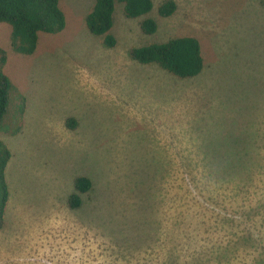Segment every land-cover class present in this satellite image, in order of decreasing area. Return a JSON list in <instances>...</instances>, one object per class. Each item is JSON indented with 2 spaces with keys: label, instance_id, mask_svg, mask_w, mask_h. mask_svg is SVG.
Listing matches in <instances>:
<instances>
[{
  "label": "rangeland",
  "instance_id": "374dc122",
  "mask_svg": "<svg viewBox=\"0 0 264 264\" xmlns=\"http://www.w3.org/2000/svg\"><path fill=\"white\" fill-rule=\"evenodd\" d=\"M96 1L60 0L65 30L41 34L29 56L12 50L11 26L0 24L11 81L0 140L12 154L0 264H258L264 0H174L168 18L158 14L167 0H153L142 19L117 4L114 48L86 25ZM146 18L158 23L154 35L141 30ZM179 37L201 44L194 78L130 55ZM224 161H244L251 181L238 188L241 169L228 164L220 179L213 162ZM80 176L92 189L73 209Z\"/></svg>",
  "mask_w": 264,
  "mask_h": 264
},
{
  "label": "trees",
  "instance_id": "16d2710c",
  "mask_svg": "<svg viewBox=\"0 0 264 264\" xmlns=\"http://www.w3.org/2000/svg\"><path fill=\"white\" fill-rule=\"evenodd\" d=\"M117 4L124 5V12L128 19H142L150 14L154 7L153 0H97L86 17V25L93 35L103 38V43L110 48L117 45V39L112 34ZM176 11L177 4L174 0H167L158 8V14L162 18L171 17ZM1 23L11 26L12 50L26 56L36 52L41 34H59L65 30L67 24L66 16L60 6V0H0ZM140 25L145 35H154L158 31V23L153 18L143 19ZM130 55L139 64L158 65L179 79L194 78L200 75L204 69L201 44L194 37H179L166 43L134 47ZM6 61L7 53L0 48V125L7 113L11 89V81L3 71ZM67 125L70 128H75L77 122L71 118L67 121ZM11 156L9 148L0 140L1 218H3L9 198L5 170ZM226 164L241 169V174L238 177V188L242 189L251 181L249 178L252 177L253 170L246 173L248 168H246L244 161L213 162L214 172L226 173L224 169ZM226 174L224 178L220 179L224 180L225 177L229 176L228 173ZM233 179L229 177L226 181L229 183ZM91 189L92 181L88 177H78L75 180L76 193L69 199L70 207L73 209L80 208L83 202L82 195L87 194ZM232 249L234 250V248ZM228 251L225 249L226 253ZM263 263L264 258L258 260V264Z\"/></svg>",
  "mask_w": 264,
  "mask_h": 264
}]
</instances>
